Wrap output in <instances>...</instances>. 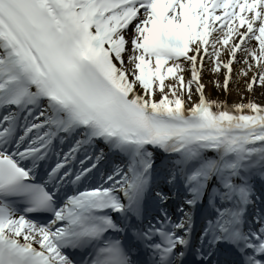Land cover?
<instances>
[{"label": "snow or ice", "instance_id": "obj_1", "mask_svg": "<svg viewBox=\"0 0 264 264\" xmlns=\"http://www.w3.org/2000/svg\"><path fill=\"white\" fill-rule=\"evenodd\" d=\"M258 88L264 0H0V264H264Z\"/></svg>", "mask_w": 264, "mask_h": 264}, {"label": "bare ground", "instance_id": "obj_2", "mask_svg": "<svg viewBox=\"0 0 264 264\" xmlns=\"http://www.w3.org/2000/svg\"><path fill=\"white\" fill-rule=\"evenodd\" d=\"M204 79H205V82L207 83V82L213 80L214 77L211 74L206 73ZM234 87L235 86H233V88ZM207 93L210 96H212L213 98H220V99H225L226 98L230 103L231 102H235V101H237L239 99L236 96L235 91H233L232 94L228 95V94L222 93L218 89H215L214 85L211 84V83H207ZM262 93H264V90L259 89V88L256 90L255 98L258 101L264 100V94H262Z\"/></svg>", "mask_w": 264, "mask_h": 264}]
</instances>
